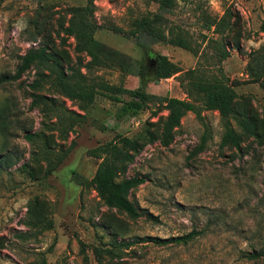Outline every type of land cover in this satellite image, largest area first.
Masks as SVG:
<instances>
[{"label": "rangeland", "instance_id": "374dc122", "mask_svg": "<svg viewBox=\"0 0 264 264\" xmlns=\"http://www.w3.org/2000/svg\"><path fill=\"white\" fill-rule=\"evenodd\" d=\"M86 1L2 0L0 77L13 75L19 57L41 45L56 54L63 67H75L74 41L65 38L59 23L66 21V9ZM91 1L99 25L95 39L130 59H140L133 38L124 34L126 25L131 17L154 12L156 6L147 0ZM166 18L190 39L197 56L170 45H152L148 60L164 56L179 72L148 83L146 92L195 101L186 90L183 73L197 62L215 73L210 46L216 41L228 54L219 66L236 94L237 119L230 124L240 137L239 149L220 146L223 129L216 112L202 111L201 120L186 113L167 147L148 144L128 166L125 177L143 180L128 195L140 216L129 219L105 207L91 186L75 184L72 174L89 180L98 160L86 152L116 134L136 137L147 131L157 136L166 116L163 106L150 103L133 118L119 119L116 112L121 104L96 96L85 121L64 141L45 132L43 142L52 153L66 152L45 175L47 163L35 156L40 139L33 147L24 139V134L41 130L40 114L29 107L27 85L34 79L29 69L19 79L0 85V264H31L40 256L46 264H99L98 260L101 264H264V257H243L264 249V86L260 84L264 0H187L177 3ZM79 71L108 85L125 89L138 85L136 77L117 67ZM40 93L83 114L77 103L50 89ZM205 127L210 138L198 152L195 148ZM46 220L52 221V228L39 232L37 224ZM191 230L200 234L186 245L152 240Z\"/></svg>", "mask_w": 264, "mask_h": 264}, {"label": "trees", "instance_id": "16d2710c", "mask_svg": "<svg viewBox=\"0 0 264 264\" xmlns=\"http://www.w3.org/2000/svg\"><path fill=\"white\" fill-rule=\"evenodd\" d=\"M156 6L154 12H148L128 19L125 35L133 38L134 44L141 51L142 57L137 60L120 54L94 37L99 25L93 17L94 7L91 0H87L83 6H73L66 9L68 15L64 24L59 23V29L65 38L71 37L74 41L73 52L75 55V67H63L59 58L46 45L27 50L16 66L11 76H1L0 85L7 81H13L29 69H33L34 79L27 85L29 88V107L38 111L41 116L39 132L26 133L24 139L32 147L40 145L35 156H40L47 163L45 175L63 160L66 152L55 155L49 150L43 140L45 132H53L56 137L64 141L74 127L85 121V113L93 104L96 96H103L109 101L120 103L116 112L119 119L133 118L137 112L144 110L150 103H160L166 111V116L161 124V130L157 136L144 131L136 137H127L116 134L113 138L105 141L86 152L88 157L98 160L93 176L87 180L75 173L72 180L75 184L85 187L91 186L101 203L110 209H115L129 219L140 216L139 211L129 201V193L143 183L140 177H125L127 168L142 149L153 142L167 147L173 140V131L179 126L181 118L186 113H192L197 120H201L202 111H214L218 114L223 134L220 146H232L239 149L240 137L231 127L230 120L237 119L234 109L236 94L223 75L220 63L227 56L222 46L216 41L208 40L210 46V58L216 63L215 73L208 71L204 66L196 63L194 68L183 73L187 91L195 97V101H185L177 98L157 97L146 92L147 84L156 80L166 79L179 72V70L164 56L153 55V61L148 60L151 55L150 47L155 44H165L190 51L197 56V49L192 46L190 39L178 30L174 29L166 18V14L172 12L177 3L187 0H147ZM2 0H0L1 4ZM220 19V25L221 24ZM214 23L210 22L206 27L209 29ZM218 23L215 27L217 28ZM264 30V29H262ZM63 44V42H62ZM257 52L250 55L251 59ZM81 57H85L83 62ZM261 59L264 62V47L261 50ZM146 60V61H145ZM153 64V65H151ZM117 67L121 73L131 75L138 79V85L134 89H125L122 86L108 85L100 80L87 78V73H81L80 68L87 72L95 68ZM260 84L264 86V65L261 66ZM50 89L53 93L63 96L69 101L77 103L83 114L68 110L57 99L45 96L40 92ZM127 97L122 100L121 97ZM242 124L240 119L237 121ZM0 126L2 121L0 120ZM243 126V125H241ZM210 138L207 127L200 136L195 150H203L206 141ZM38 159V158H37ZM36 159V160H37ZM39 232L52 228V221L46 220L37 224ZM200 231L190 232L173 236L167 239L153 238L155 244L161 245H186L191 242ZM243 257L248 260H257L264 257V249L258 252L244 253ZM98 263L100 261L98 260ZM31 264H46L44 257L40 256Z\"/></svg>", "mask_w": 264, "mask_h": 264}]
</instances>
